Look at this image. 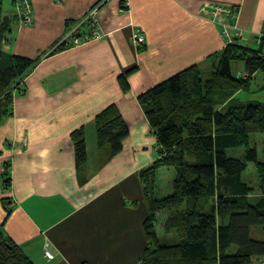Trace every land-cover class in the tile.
<instances>
[{"label": "crops", "instance_id": "crops-1", "mask_svg": "<svg viewBox=\"0 0 264 264\" xmlns=\"http://www.w3.org/2000/svg\"><path fill=\"white\" fill-rule=\"evenodd\" d=\"M100 2L107 36L45 58L68 27ZM32 5L34 23L28 26L11 5L0 4L14 19L6 45L12 44L13 55L38 60L21 85L24 95L16 94L11 114L0 123V226L34 264H142L149 208L140 173L160 154L139 97L192 66L208 71L218 63L227 42L221 26L199 12L201 6L237 8L239 43L258 48L264 0H32ZM136 31L146 37L139 49L131 41ZM237 75L245 77L246 67ZM254 78L247 91L254 89L257 97L249 101H264V73ZM112 106L130 131L116 156L96 140V118ZM80 131L88 153L82 167L73 139ZM6 163L8 190L2 180ZM156 184L158 199L170 195L172 186Z\"/></svg>", "mask_w": 264, "mask_h": 264}, {"label": "trees", "instance_id": "trees-1", "mask_svg": "<svg viewBox=\"0 0 264 264\" xmlns=\"http://www.w3.org/2000/svg\"><path fill=\"white\" fill-rule=\"evenodd\" d=\"M13 23L0 6V123L11 114L17 92L22 94L20 82L38 64L4 51ZM239 40L227 44L209 76L192 66L139 97L160 154L140 173L149 208L142 264H257L264 259V163L250 148L252 135L264 133V101L235 99L256 73H264V36L258 37V48ZM237 61L245 63L246 77L233 74ZM122 84L127 91L123 78ZM95 123L98 146L118 155L130 133L118 109L107 108ZM73 139L82 167L88 160L85 133H74ZM240 147H246L244 160L228 156L229 149ZM249 165L258 170L257 190L242 178ZM10 166L6 163L2 174L6 190ZM162 168H172L176 177L173 193L158 199L156 176ZM162 231L173 235L161 238ZM0 264H34L1 226Z\"/></svg>", "mask_w": 264, "mask_h": 264}, {"label": "built area", "instance_id": "built-area-1", "mask_svg": "<svg viewBox=\"0 0 264 264\" xmlns=\"http://www.w3.org/2000/svg\"><path fill=\"white\" fill-rule=\"evenodd\" d=\"M5 1L9 2L12 6L21 24L33 25L34 11L32 0H0V4L3 5ZM101 8L102 4L94 6L85 17L71 24L64 35L55 43L54 48L52 47L51 53L58 54L78 49L106 37L107 34L100 21ZM199 12L201 14L208 13L212 22L221 26V32L227 44L233 43L236 39L243 38V31L236 23L237 13L235 9L217 5H204L200 8ZM225 19L230 21L224 22ZM131 41L139 49L146 44V37L140 31H136L133 33ZM3 43H6V41L3 40ZM45 256L48 259L53 258V254L49 250L45 251Z\"/></svg>", "mask_w": 264, "mask_h": 264}, {"label": "rangeland", "instance_id": "rangeland-1", "mask_svg": "<svg viewBox=\"0 0 264 264\" xmlns=\"http://www.w3.org/2000/svg\"><path fill=\"white\" fill-rule=\"evenodd\" d=\"M103 1H106V0H103ZM102 2V1H101ZM98 3V4H103V3ZM98 4H96V5H98ZM4 5L5 6H10L9 5V2H7V1H5L4 2ZM95 5V6H96ZM126 6L127 7H129V3L128 2H126ZM202 7V6H201ZM200 7V8H201ZM233 8V7H232ZM231 8V9H232ZM102 9V8H101ZM233 9H235L236 10V13H237V16H238V9L237 8H233ZM89 13V12H88ZM87 13V14H88ZM86 14V15H87ZM86 15H84L83 17H85ZM82 17V18H83ZM82 18H80V19H82ZM79 19V20H80ZM19 20V19H18ZM78 20V21H79ZM20 22V21H19ZM9 36H10V34H8L7 36H6V38L4 39L5 41H6V43H4V47H3V49H4V51L5 52H7L8 54H10V55H13V51H11L10 50V48L12 47V44H9L8 46L6 45L7 44V42H9ZM14 37H15V34L13 35ZM57 43V42H56ZM55 45V44H54ZM244 46H246V47H248L246 44L244 45ZM8 47V48H7ZM249 47L250 48H254V46H252V45H249ZM54 48V47H53ZM51 51H52V48L51 49H49L45 54H44V57L45 58H49V57H52V56H54V55H56V54H52L51 53ZM62 53V52H61ZM59 54V53H58ZM211 67V66H210ZM245 63L244 62H242V61H237V62H234V63H232V70H233V74L234 75H237V74H242V73H244L245 72ZM211 69H212V67H211ZM238 72V73H237ZM206 73V76H209L210 75V72H205ZM246 77V76H245ZM255 79V78H254ZM253 79V80H254ZM21 83V85H22V83H23V79H22V81L20 82ZM260 84H262L261 82H260ZM251 85H254V83H253V81H252V83H251ZM251 85H250V87H251ZM249 87V88H250ZM248 90V89H247ZM246 90V91H247ZM242 91V90H241ZM17 93H19V92H17ZM21 94V93H20ZM22 94L24 95V92L22 91ZM237 96V101H239V102H242V103H246V102H248L249 100H253V99H256V97H257V93H256V91H254V89H250L249 91H247V92H245L244 94L242 93L241 95H236ZM16 97V96H15ZM14 105V101H13V104H12V106ZM251 144H250V148L251 149H254V148H256L257 149V152H258V160L260 161V162H262V163H264V133H258V134H254V135H252V137H251V142H250ZM245 154H246V147H240V148H233V149H229L228 150V156L229 157H232V158H237V159H242V160H244V158H245ZM162 169H164V175L162 176V174H160V176H156L157 178H156V182H158L160 185H161V187L163 188V186H164V189H166V190H168V186H172V184H173V180L172 181H170V178H169V174H167L168 172L169 173H171V176L173 175V176H175L176 177V172L172 169V168H162ZM162 169H160V170H162ZM159 170V171H160ZM159 171L157 172V175H158V173H159ZM242 178H243V180L245 181V182H247V183H250L251 184V186L252 187H254L256 190H257V188H258V186H259V177H258V170H257V168L255 167V166H253V165H249L248 166V169L244 172V174H243V176H242ZM173 193V190H171V192H170V194H172ZM257 193V192H256ZM169 195V194H168ZM168 195H163V198H165L166 196H168ZM254 198H256V197H254Z\"/></svg>", "mask_w": 264, "mask_h": 264}, {"label": "bare ground", "instance_id": "bare-ground-1", "mask_svg": "<svg viewBox=\"0 0 264 264\" xmlns=\"http://www.w3.org/2000/svg\"><path fill=\"white\" fill-rule=\"evenodd\" d=\"M145 36V35H144Z\"/></svg>", "mask_w": 264, "mask_h": 264}]
</instances>
